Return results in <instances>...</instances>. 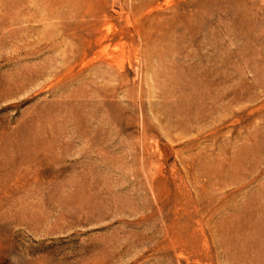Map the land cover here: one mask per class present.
Returning <instances> with one entry per match:
<instances>
[{"label":"rangeland","instance_id":"rangeland-1","mask_svg":"<svg viewBox=\"0 0 264 264\" xmlns=\"http://www.w3.org/2000/svg\"><path fill=\"white\" fill-rule=\"evenodd\" d=\"M0 264H264V0H0Z\"/></svg>","mask_w":264,"mask_h":264}]
</instances>
